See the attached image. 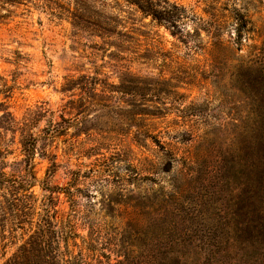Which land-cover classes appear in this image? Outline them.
I'll return each mask as SVG.
<instances>
[{"label": "rangeland", "instance_id": "374dc122", "mask_svg": "<svg viewBox=\"0 0 264 264\" xmlns=\"http://www.w3.org/2000/svg\"><path fill=\"white\" fill-rule=\"evenodd\" d=\"M154 2L174 20L157 22L132 0H0V169L27 179L14 163L34 139L27 204L34 219L77 226L78 237L53 246L67 264L121 260L115 232L135 213L148 240L163 245L170 230L189 240V260L163 264H240L232 240L206 259L193 246L206 233L232 236L224 214L257 218L250 135L237 139L236 127L253 102L264 105V0ZM236 38L248 40L239 51ZM258 53L250 69L221 56L246 63ZM12 199H0V264L32 221L15 220ZM138 247L144 257L153 248Z\"/></svg>", "mask_w": 264, "mask_h": 264}, {"label": "trees", "instance_id": "16d2710c", "mask_svg": "<svg viewBox=\"0 0 264 264\" xmlns=\"http://www.w3.org/2000/svg\"><path fill=\"white\" fill-rule=\"evenodd\" d=\"M132 1L140 11L149 13L157 22L168 21L169 19L174 20V16H172L169 10L156 4L154 0ZM239 28H245L244 24L240 25ZM244 42L246 43L248 40L240 38L234 39L233 45L237 47L236 51L240 50L239 48ZM217 46L221 52H226L229 49L228 46H224L221 41L217 42ZM221 56L223 57L225 66H229L230 69L235 67L238 69L242 67L250 69V65L254 66L261 54L258 53L255 55L254 58L256 59L254 61L246 63L239 58L234 59V57L223 56L222 54ZM259 92L260 91H257V96H260V94H258ZM263 96H261V98ZM252 105L254 106L251 108V117L246 118V121L243 120L242 122L240 119L242 126H240V128L237 126L236 129L239 131V133H237V139L242 135H250V138H247V142H249L251 146L255 163L252 179L255 195L252 196V199L256 198V203L258 204V207L253 211L254 216H257V218L249 219L247 213L244 216L245 220H242L243 215L240 214V211L235 214L232 213L231 217L224 214L223 216H225L228 222L225 225L233 224L234 229L232 231V236L229 231H223L219 236V240L218 236H215V232L211 235L210 233H206L201 239H198L197 243L200 245L193 246V253L194 251H203L204 259L215 257L221 251L231 248L229 242L232 240V243L235 242L234 249L237 248L240 252V255L237 257L240 264H264V105L257 102H253ZM244 129H248V131H244ZM22 152L24 153V159L21 164L14 163V166L19 167V165H24L28 173L27 179L7 178L2 169H0V192L4 189L7 195H13L11 207H13V215L16 221L20 219V214L22 213L24 214L23 220H28L26 219L28 217H30L31 220L32 216H34V209L31 208V204H27L28 200H26L29 199L28 197L31 199L33 198L30 191L36 183L33 167L34 139L32 137L29 140L28 146H25ZM48 190L52 192L60 191L59 188H49ZM26 193H29L28 197H26ZM7 195H0V199H5ZM237 206L239 210H241L243 207L242 201L237 203ZM19 208H22V210ZM35 214L36 219L32 218V221H26L30 224V231H27L28 234L24 236L23 245L19 247L18 253L5 264H67L68 262L66 260L61 261L62 259L59 255L53 251V246L54 244L59 245L60 240L66 242L71 237H78V235L74 233L76 230L74 228L77 226L71 225V222L60 220L58 224L61 226L54 227L53 222L56 220L55 216L53 218L49 213L46 216ZM37 217L40 218L38 219ZM81 219L82 221L87 220L85 216H82ZM125 220L127 223L124 225V229L119 227L116 229L117 232H115V237L116 235L118 236L117 241L119 242V244H116L115 250H118L116 254L119 255L117 257L121 259L117 260L115 264H163L164 261L169 260L170 257H174L175 261H178L180 258H188L189 260V256L192 253L181 252V248H183L189 240L180 243L176 238L170 240L172 235V231L170 230L164 233L166 241L168 242L163 245H158V242L155 241L154 243L152 240L145 238L148 230L147 228L145 229V227H147V220L143 215L135 213L134 215H128ZM185 236L188 238L189 233H186ZM147 243H150L153 247L150 249L151 251H149V254L145 257L142 253L137 254V250L140 251L141 248L138 247V245L144 247ZM247 250H250V254H248ZM194 254L195 256L201 257L199 253ZM142 258L144 259L142 260Z\"/></svg>", "mask_w": 264, "mask_h": 264}]
</instances>
